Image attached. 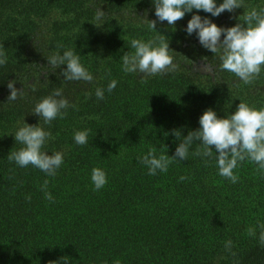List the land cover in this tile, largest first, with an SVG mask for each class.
Masks as SVG:
<instances>
[{"label":"trees","instance_id":"16d2710c","mask_svg":"<svg viewBox=\"0 0 264 264\" xmlns=\"http://www.w3.org/2000/svg\"><path fill=\"white\" fill-rule=\"evenodd\" d=\"M244 2L264 7V0ZM54 9L75 20L81 11L79 0H0V51L7 57L0 83L26 69L31 17ZM193 14L211 17L195 10L186 15ZM115 48V58L101 64L96 83L105 89L103 100L96 98L94 86L79 106L66 109L64 119L46 125L33 113L27 117L36 102L63 85L59 76L31 91L27 102L1 111L0 264H264L259 230L256 238L246 231L264 222V175L255 163L241 162L233 184L218 175L214 158L192 155L198 141L187 160L172 163L167 173L149 175L137 161L153 147L157 156L174 155L179 141L171 132L180 130L186 137L200 127L199 118L209 108L225 118L240 102L264 107V70L247 85L222 69L215 82L179 68L141 83L139 73L122 71V55L134 51L130 43ZM113 79L117 86L108 93ZM15 118L21 123L16 125ZM24 122L51 132L44 152H63L55 177L8 160L10 151L21 147L13 136ZM82 130H90L83 146L73 139ZM93 168L107 174L108 183L99 191L91 182ZM45 180L54 203L41 191ZM229 240L231 251L225 249Z\"/></svg>","mask_w":264,"mask_h":264},{"label":"clouds","instance_id":"9594fccd","mask_svg":"<svg viewBox=\"0 0 264 264\" xmlns=\"http://www.w3.org/2000/svg\"><path fill=\"white\" fill-rule=\"evenodd\" d=\"M155 17L159 22H167L174 27L188 13L203 11L212 17H219L225 11L233 13L243 8V22L233 27H219L207 17L193 14L187 23L186 33L196 34L200 45L212 54H218L221 61L220 68L233 74L243 84H251L259 78L264 70V7H248L244 0H223L217 5L216 0H152ZM104 11L97 9L95 19L105 18ZM157 20L149 21L150 27L156 30ZM223 36V40L221 37ZM63 47V45H58ZM130 47L134 51L125 52L122 57V71L126 74L139 73L141 83H147L149 77L165 75L178 69L170 55L169 42L162 34L145 42L142 39H132ZM51 68L61 69V76L67 81H84L92 83L93 75L83 66L80 56L73 50H65L63 54L55 53L47 59ZM7 63L5 52L0 51V66ZM15 81L8 83L10 95L8 101H14L25 96L24 88L17 90ZM117 86L116 80L107 85V92L111 93ZM35 91V85L30 84ZM105 89L97 87L95 96L103 100ZM71 105L63 96L62 90L56 89L47 97L35 104L33 115L43 119L44 124L51 125L58 117L64 119ZM98 118V117H97ZM200 127L189 131L186 137L181 136L180 130H173L171 135L179 141L174 155L171 157L157 149L150 148L147 154L137 158L138 163L144 165L148 174L155 176L157 172L167 173L169 166L176 161L187 160L189 149L194 142L199 146L192 155L202 158H214L218 168V175L230 180L233 184L239 181V175L234 172L241 162L248 160L258 167L256 171L264 175V107L259 109L246 102H240L235 111L219 118L211 108L204 111L199 118ZM90 130L76 131L73 139L78 145H86ZM21 147L17 151H10L8 160L17 166L26 168L32 166L44 172L47 176L55 177L57 170L64 163L63 152L48 154L42 149L46 142L52 139V134L39 125H28L24 122L13 136ZM213 149L215 151H213ZM215 154V155H214ZM208 163V160H205ZM188 177L181 176L184 181ZM91 182L94 190L99 191L107 183V174L101 168L91 170ZM48 180L41 185L45 199L54 203V198L48 192ZM29 201L31 197H27ZM258 239L264 245V222L257 221L255 226L247 228V235ZM232 241L225 242V249L231 251ZM234 254V253H233ZM115 264H120L116 261Z\"/></svg>","mask_w":264,"mask_h":264},{"label":"rangeland","instance_id":"374dc122","mask_svg":"<svg viewBox=\"0 0 264 264\" xmlns=\"http://www.w3.org/2000/svg\"><path fill=\"white\" fill-rule=\"evenodd\" d=\"M244 3L248 7H255L249 2ZM79 7L80 16L76 20L72 17L73 14L67 15L57 9L50 10L43 17H31L33 32L23 55L26 69L0 83V115L2 110L13 103L21 100L27 102L32 95L30 84L34 83L36 89L49 79L61 76V69L51 68L47 59L55 53L62 55L69 49L80 56L81 63L94 77L92 83L67 81L62 78L64 83L59 89L62 90L63 96L71 105L79 106L76 104H80L94 86L96 88L101 76V64L115 58L117 54L115 46L123 42L130 43L132 39H142L147 42L158 36V28L169 42L170 55L173 53L174 63L179 69L196 76H208L215 82L219 81L218 78L221 76L219 55L207 56L208 58L203 56V53L210 54V52L200 45L195 33L189 36L185 31L191 16L185 15L174 27H171L166 21L157 20L152 0H79ZM97 9L105 13L106 17L101 21L95 19ZM244 11L240 8L233 13L225 11L219 17L209 15L205 17L219 27L228 28L243 22ZM153 20H157L156 30L150 27L149 21ZM58 45L63 47L58 48ZM11 81L16 82L14 86L17 90L24 88L23 98L8 101L10 90L7 85ZM35 104L32 106V111L27 113V117L34 113ZM21 119L15 118V124H20ZM79 120H83V124L87 122L82 117ZM8 136L6 135L4 139Z\"/></svg>","mask_w":264,"mask_h":264}]
</instances>
